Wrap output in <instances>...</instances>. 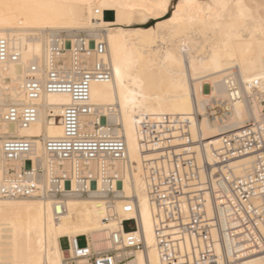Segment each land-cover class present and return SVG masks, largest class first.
Listing matches in <instances>:
<instances>
[{
	"label": "bare ground",
	"instance_id": "bare-ground-1",
	"mask_svg": "<svg viewBox=\"0 0 264 264\" xmlns=\"http://www.w3.org/2000/svg\"><path fill=\"white\" fill-rule=\"evenodd\" d=\"M57 2L70 5L63 10L68 26L17 30L4 36L8 49L17 52L19 60L0 63V95H7V102L0 104V114L10 106L28 103L24 93L25 79L32 66L37 67L39 78L44 77L50 66L49 48L53 36L61 32L68 35L84 32L93 42H103L111 79L91 83L92 111L82 118L81 126L88 134L100 130L123 139L126 160L107 163L106 175L115 176L118 180L113 183L115 188L134 200L135 213L124 214L122 203L117 202L114 218L106 219L102 193H97L93 186L86 197L43 196L50 188V169L57 172V161L46 155L43 141L62 137L60 115L62 109L71 104L68 94L45 93L35 101L37 117L29 126L22 128L0 122V138L6 135L34 138L31 158L39 160L45 170L39 185L42 196L0 198V259L15 260L18 256L24 260H38L42 256L47 262L51 256L52 264H64L63 259L69 251L60 247V240L73 242L78 237H85L93 250L107 251L114 248L109 235L120 229L121 219L135 218L136 235L142 239L144 249L123 252V256L130 257L123 264H160L153 236L155 210L148 200L142 167L143 157L152 153H141L139 124L148 116L169 114L187 118L192 140L200 137L203 142L204 151L192 146L197 162L213 163L212 152L219 149L221 136L264 121V106L259 101L264 98L262 37L258 32L253 35L256 24L245 21L247 9L218 10L214 6L217 0H191L195 6L181 9L175 23H168L175 9L170 14H155L152 5L156 0ZM225 2L235 5L238 0ZM239 2L249 5L259 0ZM103 4L121 7H101ZM209 5L213 7L210 9ZM106 13H111L110 20L105 18ZM151 21L155 24L146 26ZM77 59L88 66L95 61L92 55H79ZM55 61L69 68L73 56L67 51L58 54ZM230 89L237 98L230 99ZM210 98L225 102L224 108L229 112L222 122H211L206 117L204 106ZM252 161V156L234 159L229 168L234 176H243L249 172ZM21 166L19 160L9 163L3 160L0 141V182L5 181L9 170L18 176ZM84 174L95 175L97 189H102L94 164H90ZM211 180L212 183L217 181L215 176H211ZM206 183L200 175L190 188L203 191ZM71 186L76 188L74 179ZM261 260L264 254L245 257L234 264H260Z\"/></svg>",
	"mask_w": 264,
	"mask_h": 264
},
{
	"label": "built area",
	"instance_id": "built-area-1",
	"mask_svg": "<svg viewBox=\"0 0 264 264\" xmlns=\"http://www.w3.org/2000/svg\"><path fill=\"white\" fill-rule=\"evenodd\" d=\"M67 51L73 56V62L69 68H63L55 57ZM49 53L50 66L44 77L39 78L37 67L32 66L25 79L28 103L10 106L0 114V122L25 128L36 120L35 101L41 95L68 94L71 104L60 115L62 137L43 141L46 155L57 161V172L50 169V188L43 196L86 197L93 186L97 193H102L106 219L114 218L117 202L122 203L124 214L135 213L134 200L115 188L113 183L118 181L115 176L106 175L107 163L126 160L123 139L100 130L88 134L81 126L82 118L92 111L91 83L111 79L105 44L93 42L84 32L70 35L61 32L52 37ZM79 55H92L95 61L88 66L77 59ZM18 60V53L10 51L7 43L0 40V63ZM229 92L231 100L237 98L233 89ZM259 101L264 106V98ZM224 104L215 98L208 99L204 106L206 117L211 122H222L229 112ZM138 133L141 153H152L143 157L142 167L148 200L155 210L153 236L160 264H234L242 258L264 254V121L221 136L219 149L212 152L213 163L197 162L192 146L204 151L203 142L200 137L192 140L189 120L185 117L148 116L139 124ZM0 141L5 162H22L18 176L11 170L6 171L5 181L0 182V198L42 196L39 185L45 170L39 160L31 158L34 138L6 135ZM246 156L253 158L249 172L234 176L230 162ZM90 164L100 174L101 190L97 189L95 175L84 174ZM200 175L206 179V189H191L190 185ZM211 176L216 177V183H212ZM73 179L76 188L71 186ZM137 232L135 218H122L120 229L110 232L114 248L107 251L89 248L85 237L73 242L65 239V252L69 254H65L63 263L71 260L72 264H123L130 258L123 256V252L144 249ZM79 238L85 241L82 248L77 244Z\"/></svg>",
	"mask_w": 264,
	"mask_h": 264
},
{
	"label": "snow or ice",
	"instance_id": "snow-or-ice-1",
	"mask_svg": "<svg viewBox=\"0 0 264 264\" xmlns=\"http://www.w3.org/2000/svg\"><path fill=\"white\" fill-rule=\"evenodd\" d=\"M191 0H181L179 4H173L172 0H156L152 7L156 10V15L168 13L172 8L175 12L168 23H175L177 15L181 9L193 7ZM219 9H228L230 7H236L240 9H247L248 15L244 17L245 21H250L256 24L257 27L253 30V35L257 32L262 37L261 48L264 50V0H259V3H253L245 5L240 3L239 0L235 5L225 2V0H217L214 5ZM70 7V5L58 3L57 0H0V40L4 39V36L9 33H15L17 30L26 29H42L48 27H64L68 26L63 10ZM71 7H75L72 5ZM91 7V5H89ZM101 7L117 8L121 5L116 4H103ZM212 5H209L211 9ZM243 16V13H241ZM257 16L259 17L257 19ZM119 18V17H118ZM183 51V49H182ZM15 79V77H13ZM6 88L7 86L4 85ZM7 102V95H0V104ZM6 131V129H5ZM71 236V231H69ZM59 254V251L57 252ZM75 254V249H73ZM11 257V253H9ZM0 264H52L51 256L46 262L41 256L38 260L35 258L20 259L18 256L15 260L9 258L8 260L0 259ZM67 264H72V261H67ZM260 264H264V260L260 261Z\"/></svg>",
	"mask_w": 264,
	"mask_h": 264
},
{
	"label": "rangeland",
	"instance_id": "rangeland-1",
	"mask_svg": "<svg viewBox=\"0 0 264 264\" xmlns=\"http://www.w3.org/2000/svg\"><path fill=\"white\" fill-rule=\"evenodd\" d=\"M178 1H179V0H173L172 3H173V4H177ZM173 9H174V8H172V9L169 11V14L173 11ZM111 17H112L111 13H106V14H105V18L108 19V20H110ZM154 24H155V22H154V21H151V22H150L148 25H146V26H152V25H154ZM77 244H78V246H79L80 248L84 247V246H85V241H84V239H83V238H79V239L77 240ZM60 247H61L63 250L67 248V242H66L65 239H62V240L60 241Z\"/></svg>",
	"mask_w": 264,
	"mask_h": 264
},
{
	"label": "crops",
	"instance_id": "crops-1",
	"mask_svg": "<svg viewBox=\"0 0 264 264\" xmlns=\"http://www.w3.org/2000/svg\"><path fill=\"white\" fill-rule=\"evenodd\" d=\"M61 241V240H60Z\"/></svg>",
	"mask_w": 264,
	"mask_h": 264
}]
</instances>
